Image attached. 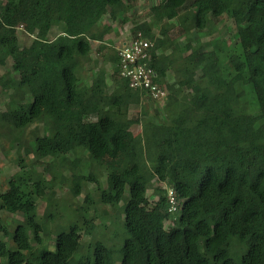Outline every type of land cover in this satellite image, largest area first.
Segmentation results:
<instances>
[{"label":"trees","instance_id":"trees-1","mask_svg":"<svg viewBox=\"0 0 264 264\" xmlns=\"http://www.w3.org/2000/svg\"><path fill=\"white\" fill-rule=\"evenodd\" d=\"M137 1L0 0V65L7 55L18 76L15 82L0 76V87L12 89L14 99L0 111V138L18 150L28 148L24 133L39 124L43 133L32 134L30 148L51 159L42 172H19L0 192V210L22 214L11 233L0 225L8 234L0 239L3 264H112L114 248L120 264H264V0H159L149 7V20L132 26L131 38L140 33L152 42L147 64L159 79L173 74L165 87L176 100L162 107L158 120L146 108L139 116L129 114L131 105L152 99L119 76L117 50L104 38L110 25L101 23L107 15L124 24ZM225 15L234 22L240 51L221 60L190 33L212 34ZM172 19L184 44L171 37ZM52 24L59 34L49 38ZM19 28L34 34L26 46L17 45ZM93 52L101 55L100 64ZM84 66L91 77L86 83ZM246 94L253 96L258 118L242 111ZM85 154L90 165L105 171L104 187L96 172L79 170ZM91 182L103 206L119 207L128 191L116 222L121 246L116 235L110 244L96 239L98 214L86 215L96 212L86 191L80 208L62 205L72 219L66 227L53 226L50 250L42 232L49 235L48 220L56 217L52 189L65 184L76 198ZM150 188L157 196L152 203ZM168 188L175 212L168 211ZM39 198L49 200L41 222ZM170 218L173 225L166 227ZM82 233L91 239L83 254Z\"/></svg>","mask_w":264,"mask_h":264},{"label":"rangeland","instance_id":"rangeland-1","mask_svg":"<svg viewBox=\"0 0 264 264\" xmlns=\"http://www.w3.org/2000/svg\"><path fill=\"white\" fill-rule=\"evenodd\" d=\"M2 1V0H1ZM159 0H138L132 7L127 11L126 14H124V24H117L116 21H111L108 16H104L101 20V23L104 25H110V31L106 34V38L111 40V43L113 42V45L115 46L114 49H119L121 46H123L124 43H128L129 40H131V28L132 26L140 21L143 20H149V7L152 4L157 3ZM171 29V37L175 38L176 41L179 44H184L186 42V37L184 34L180 33L179 24L177 19H172L170 22ZM216 31L212 34L208 33L207 30H192V33H190V37H192L195 42H199L205 49H215L217 53L220 56V59L222 60L224 57H226L229 53H235L239 52V44H238V38L236 34V28L234 25V22L231 18L228 16H224L216 26ZM57 34H59V26L58 24H52V28L49 32V38L55 37ZM34 34H29L22 29H18L17 36H16V42L18 46H26L28 45L31 40L33 39ZM124 42L123 44H121ZM94 56V57H93ZM92 59L95 58V54L92 53L91 55ZM5 63L3 65H0V76H6L11 81L15 82L17 80V75L12 73L11 68V59L7 55L4 57ZM99 63V60L101 61V57H97L96 59ZM220 60V61H221ZM95 62V61H94ZM91 63L93 66L95 63ZM87 66V65H85ZM83 67L82 73H83V82L86 83V81L89 79L90 73L86 72L87 67ZM109 70L111 67H109ZM109 90H113L115 88V84L109 80ZM240 89L246 90L248 89L249 85L247 86H239ZM11 90L3 91L0 87V111L5 110L7 107L11 106L12 96H11ZM21 99V98H20ZM165 102H154L152 100H146L144 99L139 105H131L129 108V114L134 116L141 115L142 109L146 108L147 115L155 116L154 118L156 120L163 118V111L162 107L167 104L174 102L176 100V96L172 93L166 97ZM14 100V99H13ZM17 101V100H16ZM255 100L251 94H246L241 99V109L245 113L252 114L254 118L259 117V113L255 111L254 108ZM154 110H157L159 112L158 115L154 114ZM140 125H133L131 127V130L134 133L140 132ZM39 131V133H43L42 127L39 124H31L29 125L28 129L24 133V141L25 145L26 142L29 143L28 148L22 147L18 150V147L16 146L15 142H11L9 139L6 138H0V192L7 189V183L8 180L12 177H17L19 172H26L28 170H33L35 172H42L43 167L46 162H49L50 158H39L30 148L31 145V137L32 134L35 133V131ZM19 156L22 157V161L19 160ZM70 157V155H69ZM71 158V157H70ZM22 162V163H21ZM86 168H90L94 172L97 173V177L99 180V183L102 187L106 185V173L103 169H98L97 167H94L90 165V162L88 160L87 155L85 154L83 157V162H81L79 166V170H86ZM65 176H68L69 172L66 168L64 171ZM45 179H48L49 176L47 173H44ZM162 184L158 182H154V186H160ZM83 194L80 196L73 198L71 193L69 192L67 186L65 184L62 185H56L52 189V199L51 201L58 205L56 212V217L53 220H48V227H52L51 232L49 235H46L43 231L42 235L45 237V241H48V248L52 250L54 248V238H55V232L53 226H60V227H66L67 224L72 219V212L67 210L66 208L62 207V205H65L69 207L70 209L80 208L85 204L84 202V193L86 191H89L92 195L94 207L96 208V212L94 211H88L86 213L87 216H93L94 213H97L98 217L95 219V223L98 224L95 228L94 233L96 234V239L101 238L105 239L106 242L110 244V242H113L114 236L115 238H119V247L121 246V240L120 235L121 232H119V229L117 230L116 222L120 219L122 216L123 218V206L125 204L128 191L125 189L124 197L119 202V207H113V206H103V204L99 203L98 197H97V191L95 189V183H88L83 186ZM147 196L149 198V201L152 203L157 199V196L153 192V188L148 189ZM37 215L38 220L41 222L43 216L47 214L49 209V200L46 198H39L37 200ZM121 209V211H120ZM122 212V215H121ZM117 218V219H116ZM22 219V214L20 212L18 213H8L6 211L0 210V225L5 226L6 229L11 233L16 226L17 222ZM116 219V220H114ZM106 226H104L103 224ZM173 225L172 219H168L165 221V226ZM118 231V233H117ZM49 236V237H48ZM81 246L79 253L83 254L86 252L87 246L89 242L91 241L90 237L84 233L81 234ZM0 239L7 240L8 234L6 232H2L0 230ZM8 246H10V242H8ZM118 247V248H119ZM114 254H113V262L112 264H120V252L117 248H114ZM3 259H0V264H3Z\"/></svg>","mask_w":264,"mask_h":264},{"label":"built area","instance_id":"built-area-1","mask_svg":"<svg viewBox=\"0 0 264 264\" xmlns=\"http://www.w3.org/2000/svg\"><path fill=\"white\" fill-rule=\"evenodd\" d=\"M152 42L143 39L140 33L131 38L117 49L118 73L127 80L129 87L142 91L152 101H163L168 96V91L159 79L157 72L147 64ZM169 212L177 210L176 199L171 188L167 189Z\"/></svg>","mask_w":264,"mask_h":264},{"label":"crops","instance_id":"crops-1","mask_svg":"<svg viewBox=\"0 0 264 264\" xmlns=\"http://www.w3.org/2000/svg\"><path fill=\"white\" fill-rule=\"evenodd\" d=\"M104 38L105 39H107L106 38V35L104 36ZM124 42H122L121 44H123ZM99 44V42L98 41H94V42H92V46H93V48H96V46ZM112 47L113 48H115V46L113 45V42H112ZM168 50H165L164 52H167ZM94 54H95V58H93V59H96L97 57L99 58V57H101V55H99V54H97V53H95V52H93ZM97 56V57H96ZM94 57V56H93ZM99 64H100V60H99ZM105 66H106V68H107V70L109 71V68H108V66L109 67H111V64L110 63H106L105 64ZM111 69H112V67H111ZM111 69H110V71H111ZM90 76H89V79L86 81V82H89L90 81ZM173 80V74L171 73V71H167L166 72V75L165 76H163V78H162V81H163V83H164V85H166L167 83H170L171 81ZM109 87H110V84H109ZM169 95H170V93H169ZM165 100H168V99H164L163 101H161V102H165Z\"/></svg>","mask_w":264,"mask_h":264},{"label":"bare ground","instance_id":"bare-ground-1","mask_svg":"<svg viewBox=\"0 0 264 264\" xmlns=\"http://www.w3.org/2000/svg\"><path fill=\"white\" fill-rule=\"evenodd\" d=\"M117 49H118V48H117ZM117 49H116V50H117Z\"/></svg>","mask_w":264,"mask_h":264}]
</instances>
